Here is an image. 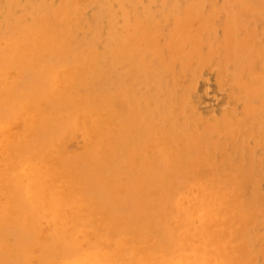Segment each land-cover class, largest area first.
<instances>
[{
  "label": "bare ground",
  "instance_id": "1",
  "mask_svg": "<svg viewBox=\"0 0 264 264\" xmlns=\"http://www.w3.org/2000/svg\"><path fill=\"white\" fill-rule=\"evenodd\" d=\"M53 1L0 0V264H251L256 220L243 191L251 169L238 164L226 179L216 170L218 178L198 185L192 212L176 198L177 180L205 178L208 143L225 128L195 133L177 85L188 53L176 48L189 43L185 20L197 17L203 0L178 12L185 20L170 32L168 64L154 29L177 14L178 0H160L155 14L144 6L140 16L129 9L132 0H92L100 25L80 41L81 0ZM222 10L234 18L227 4ZM255 42L249 34L219 63L237 64L240 49L261 56ZM107 59L127 74L113 87L104 78ZM77 137L82 148L73 151ZM228 213L236 223L224 222Z\"/></svg>",
  "mask_w": 264,
  "mask_h": 264
},
{
  "label": "rangeland",
  "instance_id": "2",
  "mask_svg": "<svg viewBox=\"0 0 264 264\" xmlns=\"http://www.w3.org/2000/svg\"><path fill=\"white\" fill-rule=\"evenodd\" d=\"M31 1L35 0H17L21 6ZM59 1L60 0H54L53 4L57 5ZM91 1L92 0H81V2H79V7L83 10V16L80 20H75V24L77 23L76 26H78L76 32V38L78 41L82 39V36L89 32L90 28L100 25V20L95 18L99 14V11H97L98 7L94 2L91 3ZM154 1L156 0H132L128 5L132 12L136 11L135 14L137 16L142 14V8L147 5L150 11L155 14L158 10L157 3H159L160 0H157L156 2ZM195 1L197 0H178L175 8L177 14L170 15L168 13V18L165 19L166 22H160L158 25L159 27L154 29L158 32L155 39L156 44H158V49H161L162 54L166 50L165 54H163V58L165 59L164 62L167 64L170 55L168 49V43L171 38L170 32L175 28V24L178 19L185 20L182 16H180V14H178V12L185 5ZM224 4H227L232 10L233 19H230L225 15V12L222 10V5ZM255 7H257V14L253 15ZM26 11H28V9L22 13H25ZM196 16L197 17L192 18L188 22L185 20L186 24L189 26V30H191L189 34L191 38L188 39L189 43L185 45L186 47L182 45L176 48L177 50L186 49L185 54L188 53V58L184 59L183 62L184 65L187 66V71L184 74L185 76H181L177 82L178 87L184 91L183 94L185 100H187L193 110L192 115L186 113L187 117L185 121L194 128L195 133H204L205 130H210L216 126L220 127V124H225V128L218 134L213 135L208 143L207 150L210 152L209 154L211 156L208 154L207 159H209L210 165L207 167L208 172L205 173V178L201 180L194 179L192 181L177 180L176 189L178 188L177 193L179 196L176 195L177 197H175H184L186 200V206L188 208L191 207L189 208V211L192 212L197 207L195 203L197 202V198L200 193L198 190L199 186H201L200 184L204 182L205 186L206 184H210L211 180L214 179V176L218 178L219 173L217 171L222 172L224 174L223 179H226V175H236V168H238V166L239 170L247 169L249 171L251 169L248 173V178L245 180V187L243 188L246 198L249 199L251 206H253V213H255L254 215L256 220L255 229H253L252 233L253 237L250 240L252 241L250 244L252 258L250 257V260L252 261L251 264H264V262H262L264 261V251H262L264 250V239L261 237L264 236V168H262L264 167V109H262L264 108L262 107L264 106V103H261L264 102V79H262L264 78V54L261 56H248L244 53L243 49H240L236 52L239 59L237 64L219 63L222 55H224V51L233 47L235 43L245 41L249 34H253L256 38L254 45L264 48V22L260 20L261 18H258V16L264 17V0H203L202 4H200L197 9ZM262 20H264V18H262ZM232 22L236 23L233 27L229 25ZM149 25L146 24V26H144L146 32L149 31ZM199 28H203L207 31V33L201 34L200 36L197 35ZM140 39L141 38L136 40V43L132 45V48L141 46ZM158 39L159 41L157 42ZM198 39L200 41L197 45H195ZM201 54L203 56H200ZM249 57H251V59ZM107 62L108 74H106V70L104 68V78L108 82V86L113 87L114 85H117L116 79L118 76H123L124 74L126 77L127 74L122 72L124 68L117 65L114 60L107 59ZM174 67L175 70L173 69ZM181 67L182 66L179 64L171 66L175 73H179L181 71ZM208 68H210V71ZM222 78L223 80H221ZM109 82H111V84ZM192 89H194V91ZM137 95L139 96V94ZM116 105L121 104L116 103ZM234 112L236 113L235 115H233ZM226 135L232 136L230 140H227L228 142L224 141ZM118 140L119 139H116V141ZM72 143L74 146H71L73 151H79L82 148V143L79 137L73 140ZM150 152L156 153L157 151L152 150ZM144 163L147 167H153L156 164V160L147 159ZM212 171L215 172L213 173ZM235 182L236 181L229 179L225 184L230 187V190H232ZM248 186L252 189H249ZM246 190L248 194L246 193ZM188 201L190 203H188ZM233 215V213L225 214L223 216L225 218L223 219L225 220L224 222L228 219V222L231 224V221L233 222L231 217L234 218L236 216ZM239 224H242V222ZM253 234L256 235L254 236ZM122 264L129 263L123 262Z\"/></svg>",
  "mask_w": 264,
  "mask_h": 264
}]
</instances>
